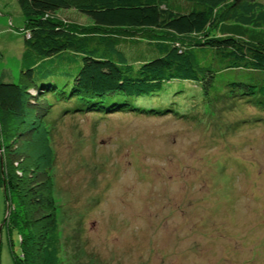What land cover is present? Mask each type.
<instances>
[{"label":"rangeland","instance_id":"rangeland-1","mask_svg":"<svg viewBox=\"0 0 264 264\" xmlns=\"http://www.w3.org/2000/svg\"><path fill=\"white\" fill-rule=\"evenodd\" d=\"M24 22L16 0H0L2 83L19 82ZM178 84L137 100L172 103L178 115L62 117L57 107L48 118L60 264H264V112L249 103L196 112L198 89ZM6 208L0 185V264H12L10 241L19 252L2 227Z\"/></svg>","mask_w":264,"mask_h":264},{"label":"trees","instance_id":"trees-1","mask_svg":"<svg viewBox=\"0 0 264 264\" xmlns=\"http://www.w3.org/2000/svg\"><path fill=\"white\" fill-rule=\"evenodd\" d=\"M16 2L25 20L20 79L0 82L2 227L19 243L17 254L10 241L12 264H60L47 142L55 108L61 107L62 117L178 115L172 103L155 109L137 100L181 82L198 89L196 112L241 103L264 112V33L252 32L264 25L257 0ZM62 9L91 22L62 19ZM136 52L140 56L133 58ZM182 91L174 89L171 97Z\"/></svg>","mask_w":264,"mask_h":264}]
</instances>
